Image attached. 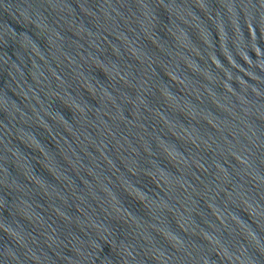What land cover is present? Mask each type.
<instances>
[{"label":"water","instance_id":"water-1","mask_svg":"<svg viewBox=\"0 0 264 264\" xmlns=\"http://www.w3.org/2000/svg\"><path fill=\"white\" fill-rule=\"evenodd\" d=\"M0 264H264V0H0Z\"/></svg>","mask_w":264,"mask_h":264}]
</instances>
